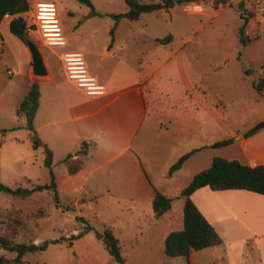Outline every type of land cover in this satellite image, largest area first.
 I'll return each instance as SVG.
<instances>
[{"label": "rangeland", "instance_id": "rangeland-1", "mask_svg": "<svg viewBox=\"0 0 264 264\" xmlns=\"http://www.w3.org/2000/svg\"><path fill=\"white\" fill-rule=\"evenodd\" d=\"M57 5L66 44L47 47L28 35L48 64L49 78L34 75L36 81L29 83L30 55H24L19 39L1 27L6 36L0 38V182L26 188L48 184L50 172L43 163L47 148L52 152L59 203L49 190L28 197L0 193V233L14 226L12 210L19 209L40 217L26 218L27 225L17 227L13 241L60 238L59 243L24 255L21 264H116L96 238L104 226L118 238L129 264H188L183 257L165 255L159 244L161 233L183 227L180 191L214 156L240 159L237 145L204 144L227 138L229 127L251 130L264 119V92L253 85L264 82V35L251 41L242 36L250 4L212 0V9L202 14L179 4L143 13L133 23L100 15L125 11L124 0H93L94 14L86 3L74 0H58ZM170 31L174 38L167 56L155 55V39ZM120 43L124 48H118ZM78 49L95 84L107 87L105 96L91 99L69 83L62 53ZM155 69L159 70L145 83L146 70ZM186 81L195 85L199 105L186 103ZM34 82L38 98L30 129L19 105ZM133 84L143 87L144 112L133 98ZM196 106L198 119L186 117L196 112ZM164 114L170 120L163 119ZM134 119L139 125L126 140ZM32 132L41 141L36 148ZM82 141L94 146L84 168L68 176L62 160L67 155L76 158ZM198 146L202 149L170 172L183 154ZM156 191L172 198L169 210L158 218L151 200ZM80 217L84 220L76 219ZM85 224L91 229L69 242ZM15 255L0 248V259ZM196 260L194 264H209L206 256Z\"/></svg>", "mask_w": 264, "mask_h": 264}, {"label": "trees", "instance_id": "trees-1", "mask_svg": "<svg viewBox=\"0 0 264 264\" xmlns=\"http://www.w3.org/2000/svg\"><path fill=\"white\" fill-rule=\"evenodd\" d=\"M86 3L92 9L93 5L90 0H78ZM127 10L123 13L112 14L114 18H124L130 22L138 20L139 16L147 12H156L161 9H168L175 4H188L191 2H200L201 0H124ZM219 1V0H217ZM27 10V0H0V22L5 15L10 16L9 31L18 39L26 44L28 35L24 31L25 20L24 12ZM112 32V31H110ZM240 32V30H239ZM171 35L167 34L162 38H156L155 42L165 44L171 40ZM241 41L242 38L240 37ZM247 71V70H246ZM253 85L259 90L264 89V82H253ZM38 89L37 83H32L29 88L27 97L20 103L19 110L24 111L27 119V125L32 129V119L37 109ZM248 131L244 136L252 134ZM33 146L36 148L41 145L40 139L32 132L30 134ZM233 138H224L213 143V147H222L233 143ZM89 143L83 141L81 150L76 158L67 155L62 163L64 164L69 175L79 172L84 166V160L89 150ZM195 150L183 154L177 162H175L170 172L178 169L183 161L187 159ZM44 165L49 168L50 182L48 184H36L31 188L26 187H9L0 182V193H6L14 196L28 197L35 191L49 190L53 192V198L56 204L59 203L57 183L53 168L51 166L52 152L45 148ZM208 186L212 190L225 189H245L251 192L264 195V163L250 166L243 164L236 159H226L214 156L210 165L195 173L190 182L180 191L179 197L183 202V227L180 230L170 231L164 239V253L170 257H183L189 261V255L193 251L202 250L211 246L219 245L221 238L214 227L203 216L194 202L191 200V194L203 187ZM96 199V196H92ZM82 201V198L78 199ZM172 198L156 191L152 199V208L154 216L160 217L171 207ZM68 208V207H67ZM14 226L9 225L4 233H0V248L15 252V257L11 260L0 259V263L5 264H21L22 257L26 254L34 253L46 249L49 243H59L60 238L46 240L41 243H35L33 240L15 242L14 236L17 234V227H25L27 225L26 218H39L37 213L27 214L19 209L12 210ZM37 215V216H36ZM83 221L82 217L76 218ZM10 226L12 229H10ZM91 229L90 225L85 226L77 233L70 236L69 242L73 239L81 237L84 233ZM96 238L101 241L103 247L116 264H129L121 255L120 244L118 238L113 234L109 226H104L101 232L96 233ZM27 264V263H25Z\"/></svg>", "mask_w": 264, "mask_h": 264}, {"label": "crops", "instance_id": "crops-1", "mask_svg": "<svg viewBox=\"0 0 264 264\" xmlns=\"http://www.w3.org/2000/svg\"><path fill=\"white\" fill-rule=\"evenodd\" d=\"M55 1L58 4V0ZM74 1L80 3V1L78 0H74ZM90 1L93 5V0ZM110 1L111 0H105V3ZM211 2L212 0H201L200 2H191L188 4L182 3L181 5L183 6V9L187 10L192 14L195 13L202 14L206 10V8L212 9V7H209ZM178 5L179 4H175L173 7L168 9H172ZM168 9H161L156 12H160ZM126 10H127V5H126ZM58 14H60L59 7H58ZM112 14H119V13L112 11L100 13V15L113 17ZM10 18H11L10 16L5 15L0 22V38L1 39L3 38V40H5L4 36H6L5 35L6 28L9 29ZM89 18H90L89 15H86V19L88 20ZM115 19L120 21L123 18H115ZM1 27H4L5 33H2ZM168 34L171 35L172 37L171 40L165 44L156 43L157 48L154 52L155 55L167 56L166 55L168 53L167 47L170 46L174 38V35L171 31ZM19 41H20L19 45H21V52L24 55L27 54L30 55L27 45L20 39ZM124 46H125L124 44L120 43L118 48L119 49L124 48ZM109 47L110 46H108V48ZM77 51L83 52L82 49H78ZM26 63L29 68V74H28L29 83L36 81L34 78V74L32 73L31 56L27 58ZM84 64L86 65L85 62ZM46 65L48 68L46 78H49L50 77L49 67L47 63ZM158 70L159 69H155L151 71L146 70V72L144 73V82L146 83L148 79L152 78ZM86 72L87 74H89L87 71V67H86ZM89 75L90 77L94 78L95 82H97V79L94 77V75L91 74ZM69 83L75 86L76 88H78L82 94L86 95L91 99H96L99 96H105L107 94V90H106L107 87L102 84H96L98 86H101L100 88L102 90L94 93H87L84 88H79L73 80L69 79ZM191 83L186 81L185 85H183L184 86L183 97H185L186 100L188 99V102L186 103H191L192 105L195 103V105H199L200 102L199 95L197 92H195L196 91L195 85ZM132 91H133V98L138 100L139 104L142 106L140 110L144 112L145 94L143 92L142 85L133 84ZM261 92H264V89ZM195 109L196 112L192 111L189 114H187L186 117L191 119H194V117H196V119H198V112H199L198 106H196ZM84 115L87 116L90 115V113H86ZM163 116H164L163 119L170 120L171 118L169 115L166 114H164ZM179 118H184V116L181 115L179 116ZM260 122H264V119H261ZM138 125L139 123L137 122L136 119H134L131 122V125L127 130L126 140H129L130 135L133 132L135 133ZM228 129L231 134L228 135L227 138L234 139L233 143L229 145H237L240 150V159H236V160L250 166H255L257 164L264 163V126L255 131L251 129L253 133L248 136H244V134L250 130H244V131H240V129L233 130L230 129V127ZM88 143L90 144L88 150L89 153L90 150L93 148L94 143L90 141ZM210 145H213V143L206 142L204 144V146H210ZM194 148H195L194 152H197L200 149H202V146L200 147L198 146ZM84 166H85V160H84ZM67 175L73 176V175H69L68 172ZM153 196L151 197L152 199ZM190 197L191 200L194 202V204L197 206V208L200 210V212L203 214V216L214 227V229L221 238V243L219 245H215L202 250L191 252V254L189 255V261L187 262L188 264H194L197 261L196 260L197 257L200 258L201 256H206L209 264H264V195L251 192L245 189L212 190L208 186H203L195 190ZM169 232L170 231H164L159 236V244L163 252H164V239Z\"/></svg>", "mask_w": 264, "mask_h": 264}, {"label": "built area", "instance_id": "built-area-1", "mask_svg": "<svg viewBox=\"0 0 264 264\" xmlns=\"http://www.w3.org/2000/svg\"><path fill=\"white\" fill-rule=\"evenodd\" d=\"M247 2L251 6V11L247 17L246 28L243 29L242 36L246 40L251 41L264 35V0H247ZM23 17L25 20V33L33 37L42 45L47 47H60L66 44L62 35L58 6L55 0H27V10L24 12ZM62 57L77 58L78 60H67V63L72 61L81 62L82 64L78 65L82 67L80 69L83 72L78 74L82 75L83 77L80 78L93 80L75 81V79L72 78L74 73H70V70L74 69H67L68 79L73 80L79 88H84L87 93H94L102 90L100 88L101 86L95 84L94 78L87 75L82 52H64L62 53ZM261 75L264 78V71H261ZM82 82L93 84L91 86L97 87V89H88L86 86L80 85Z\"/></svg>", "mask_w": 264, "mask_h": 264}, {"label": "water", "instance_id": "water-1", "mask_svg": "<svg viewBox=\"0 0 264 264\" xmlns=\"http://www.w3.org/2000/svg\"><path fill=\"white\" fill-rule=\"evenodd\" d=\"M26 45L28 47L30 56H31V63H32V73L34 75H46L47 68L45 66L43 56L38 48V46L30 39L26 40ZM264 126V122H260L257 124L253 130H258Z\"/></svg>", "mask_w": 264, "mask_h": 264}, {"label": "bare ground", "instance_id": "bare-ground-1", "mask_svg": "<svg viewBox=\"0 0 264 264\" xmlns=\"http://www.w3.org/2000/svg\"><path fill=\"white\" fill-rule=\"evenodd\" d=\"M69 56H74V55H69ZM63 60H64V62H65V68H66V70L67 69H74V70H70V73H74L73 75H72V78H74L75 79V81H92L93 79H86V78H80V77H83L82 75H80V74H78V73H80V72H83V71H81V69L80 68H82L81 66H79L78 64H82L81 62H78V61H72V62H68L67 63V60H78L77 58H74V57H70V58H64L63 57ZM67 65H77V66H67ZM77 69V70H76ZM69 73V72H68ZM80 85H82V86H86L88 89H97V87H93V86H91V85H93V84H90V83H88V82H82Z\"/></svg>", "mask_w": 264, "mask_h": 264}]
</instances>
